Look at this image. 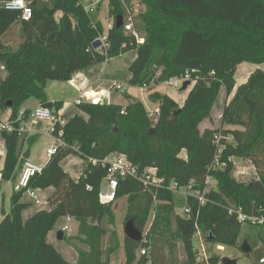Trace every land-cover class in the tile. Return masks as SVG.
Masks as SVG:
<instances>
[{"label":"trees","instance_id":"obj_1","mask_svg":"<svg viewBox=\"0 0 264 264\" xmlns=\"http://www.w3.org/2000/svg\"><path fill=\"white\" fill-rule=\"evenodd\" d=\"M85 2H34L29 21L22 20L19 12L0 8V67L6 72L0 76V108L11 112L9 122L16 129H2L0 134L6 151L2 184L11 182L13 187L9 208L3 204L0 210V264H71L49 242L58 221L68 217L79 224V237L88 247L78 252L77 264H109L103 258L115 250L102 249L107 232L94 224L108 219L114 225L112 208L122 199L127 202L125 223L132 221L143 238L141 242L125 238V264H149L158 244L168 236L183 243L191 264H197L199 231L211 246H236L244 224L230 210L264 217V196L255 187L257 181L237 180L236 166L229 162L230 158L251 162L258 169L264 164V70L257 69L239 86L235 79L241 64H264V0H109L114 27L107 46L98 48L94 44L105 28L97 17L99 8L88 14ZM135 2L139 11L134 28L145 40L142 45H137L124 24L116 25V19L125 18L126 8ZM16 24L19 40L12 50L3 39ZM134 50L138 56L131 67L132 87L159 86L189 73L193 87L188 97L179 104L169 94L150 93L149 102L160 110L157 118L140 100L126 107L79 106L82 115L69 119L63 128L68 148L51 157L43 174L31 183L33 189L49 192L48 207L25 218L29 203L14 185L26 161L19 140L30 146L38 140L20 137L17 131L30 119L28 104H47L50 82L68 83L76 74ZM63 108V102H56L52 111L58 115ZM218 110L220 128L197 133L196 125L204 120L216 125ZM178 134L189 136L190 145L177 142ZM183 150L186 159L181 157ZM114 154L125 155L140 173L155 168L166 185L175 182L187 189L185 205L191 216L176 213L174 192L149 189L129 177L118 179L116 201L102 204L107 168L90 160L102 161ZM72 155L87 162L76 180L62 165ZM208 177L214 185L201 204L191 193L203 192ZM260 181L264 184V177ZM5 196L4 192L3 202ZM249 225L261 229L264 243V225ZM155 240L157 245L150 252ZM141 248L149 253L138 259ZM209 252L208 264H220L223 257L211 248ZM262 260L264 252L259 264Z\"/></svg>","mask_w":264,"mask_h":264},{"label":"rangeland","instance_id":"obj_2","mask_svg":"<svg viewBox=\"0 0 264 264\" xmlns=\"http://www.w3.org/2000/svg\"><path fill=\"white\" fill-rule=\"evenodd\" d=\"M87 1V0H85ZM139 10V5L137 2L133 3L131 7L126 8V14L128 16H132L134 18L137 17V11ZM97 17L101 22L104 24V28L106 30L108 20H110L109 16V0H103L99 10ZM19 33H20V26L19 24H16L13 26V28L9 31V33L6 35V37L3 39L4 44L14 50L16 48V44L19 40ZM137 51H130L124 55H121L120 57L114 58L110 60V65L107 68H109L105 74L104 80V87L106 88V92L109 93L111 101H118L121 103H127L128 102V95H135L138 97L140 101H142L149 112H152L155 108L152 107V104L149 102L148 96L149 93H151L156 87H150L146 91H143L139 89L138 87H132L129 83L130 77H131V67L133 63L137 59ZM104 64V63H102ZM102 64H98L101 68V66H104ZM97 66V65H96ZM104 68V67H103ZM257 69L264 70V64L263 65H254L249 63H243L241 64L235 74V79L237 86L247 81L249 76L255 72ZM6 75V72L2 67H0V76L4 77ZM64 82L60 81H54L49 83V92L50 94L57 93L60 88L63 86ZM114 84H120L123 86V91H116L113 89ZM161 85V86H160ZM158 88H156L159 92L167 93L170 96L174 97L179 104H182L180 101V98L186 99L188 97V94L193 87L192 85L186 90V91H180L175 89H170L165 83L160 84ZM71 91H68L67 99L70 102H74L77 97H75ZM108 102V100H107ZM109 103V102H108ZM78 108V106H77ZM153 108V109H152ZM220 110H218L215 113V120H217V116L219 115ZM9 116L7 112H3L0 108V134L2 130V124L3 122H6L8 120ZM63 118V117H62ZM63 120L67 121V116H64ZM196 122L195 120L192 122ZM216 125L211 126L210 122L208 120L202 121L198 125H196V132L200 133L202 130L206 129H217L220 128L221 122L215 121ZM39 128V127H38ZM186 126L180 129L179 133L183 132L182 130L185 129ZM35 129L38 130L35 126ZM42 127L39 128L41 130ZM191 130V134L194 133L193 128H189ZM204 130V131H205ZM44 132V131H43ZM41 132V136H38V140L32 145H29V142L26 141L23 142V139L19 140V147L21 148L24 145L25 150L31 149V161L36 162L40 165H45L49 159L46 156V153L48 149L52 145V138L49 135L44 134ZM176 141L181 143L184 146L190 145L189 136H183L182 134H178ZM0 145H1V135H0ZM5 154L6 151L2 147L0 148V174L4 169V163H5ZM182 158H187L186 151L183 150L181 153ZM240 170L246 172V175L244 177H238L236 176V179L239 181H260L261 177H264V164L261 168H255L251 162H238ZM63 167L72 178L75 180L78 179L85 168L87 167L86 160L82 159L80 156L72 155L68 157L63 162ZM3 190H6V196H5V202H3V193L0 195V210L3 204L7 208H9L10 205V198L13 192L12 183H3ZM2 191V190H1ZM0 191V192H1ZM49 193V192H48ZM47 193V194H48ZM40 196L43 197L45 194L40 193ZM175 198V205H176V213L182 214L185 210V202H186V195L183 191L176 192L174 194ZM46 206L45 208H47ZM44 208V209H45ZM39 209H42V207ZM37 210V209H36ZM112 211L115 214V221L114 225L109 223L108 219H105L104 221L96 220L95 226L101 227L106 230L107 234L102 238V249L105 252H108L111 249H114L115 252L110 253L108 256L105 255L103 260L109 264H125L126 257H125V251H124V245H125V219H126V212H127V202L126 199H122L118 201L116 204L113 205ZM153 220V216L150 219V222ZM150 224V223H149ZM69 226V231L67 233H64V239L62 241L58 240V233L64 228L65 226ZM78 227L79 224L76 221H72L68 223L67 218H61L54 230L49 234V242L52 244L65 258L67 261H69L71 264H77L78 260V252L79 251H88V247L86 244L80 239L78 234ZM149 228V227H148ZM146 232L149 233V229L146 230ZM204 238V237H203ZM204 241L205 238H204ZM244 242H248V244L251 247V252L246 254L242 251L241 247ZM151 249L150 252H152V248L155 247V243L157 245L156 240L154 242L151 241ZM208 248L212 249V252H216V254H220L223 258H230L232 260H238L239 264H259V257L264 252V243L261 237V229L256 226H252L249 224H244L242 227L241 235L239 238V241L236 246L234 247H225V250H219L216 246H211L207 243ZM154 246V247H153ZM159 249L157 250V253L153 256V259L149 264H191L188 260V257L185 252V248L182 242L173 240L168 236V238H164L162 242L158 244ZM214 250V251H213ZM140 251L137 252V258H141ZM197 264H203V263H197Z\"/></svg>","mask_w":264,"mask_h":264},{"label":"built area","instance_id":"obj_3","mask_svg":"<svg viewBox=\"0 0 264 264\" xmlns=\"http://www.w3.org/2000/svg\"><path fill=\"white\" fill-rule=\"evenodd\" d=\"M50 1L51 0H0V8H4L8 11L19 12L21 14L22 20L29 21L32 18L34 2H41L47 4ZM102 1L103 0H87L83 4V7L88 14H95L98 8L100 7ZM134 21H135L134 17L132 16L127 17L126 15V17L124 18L125 31L131 34L136 39L137 45H142L144 44L145 40L135 30ZM113 27H114V21L111 19L108 20L105 33L100 39L102 44H104L105 46H107L106 41L108 39V33L113 29ZM159 75L160 72H158L157 77ZM187 82H190L189 73L185 74L182 77L173 78L165 82V85H167L170 89L179 90ZM71 84L74 85V80L71 81ZM151 86L144 85L143 87H138V88H140L143 91H146ZM113 89H115L116 91H123L124 88L120 84H114ZM78 91H79V96L75 101V105L78 107L84 104L103 105L104 103H108L107 102V99L109 98V96H107L108 92H97V91L84 90V89H79ZM149 113L152 118H157L160 114V110L159 108L156 107L152 112ZM36 123H43L45 125L44 134L49 135L52 138V145L46 153L48 159L58 154L61 150L68 148L67 143L63 139L64 137L63 128L67 122L63 120L62 116L54 114L52 110H48L40 106L32 110L29 121L26 122L17 130L19 136L24 137L30 133H33ZM58 127L60 128L58 129ZM2 129L8 132H13L16 130L14 129L13 125L9 122V120L3 122ZM77 150L78 149H76V151ZM221 153H222V149H220L219 155ZM90 161L94 166L101 164L103 167L107 168L108 176L105 180V185L103 188V190L106 189L107 192L105 196H102L101 194L100 198L102 204H111L116 201L118 179L127 178V177L139 181L146 188L149 189L151 188H155L158 190L167 189L174 193L183 191L186 196L188 194L187 193L188 190L179 187L178 183L171 182L169 185H166L165 180L158 177L157 169L155 168H150L144 171L143 173H140L139 169L125 155H118V154L108 155L102 161H98L94 159H91ZM229 162H233L236 166L235 175H237L238 177H244L246 175V172L240 170L241 168H238L239 164L235 159L230 158ZM46 164L39 165L29 160H26L21 170V173L16 181V184L14 185L15 192L18 193L22 192L23 198L30 199L33 202V204H35L40 208L42 207V209L48 206L47 200L45 197L40 196L41 192L39 190L33 189L31 187V183L36 176L43 174ZM213 185H214L213 180L208 177L205 181L204 191L203 192L194 191L191 194L194 198L198 199L201 202V204H205L206 203L205 194L209 192V190L212 188ZM88 189H90V187H88ZM230 214L236 215L238 217L239 222L242 224L264 225V217L247 216L243 214L241 210H234V209L230 210ZM182 215L184 218H189L191 216V209L189 207H185V210L183 211ZM67 221L68 223H70L73 221V218L68 217ZM69 230H70L69 226L66 225L64 228H62L61 231L67 233ZM147 234L148 232L145 233V235ZM147 243H148L147 239H144V244ZM216 247L219 250L222 251L225 250V248L222 246H216ZM197 249H198L197 263L208 264L210 258V252L208 245L206 241H204V238L200 231L197 234ZM140 253L142 256H145L149 252L147 248H141ZM260 263L263 264L264 260H262ZM220 264H222V261L220 262Z\"/></svg>","mask_w":264,"mask_h":264},{"label":"crops","instance_id":"obj_4","mask_svg":"<svg viewBox=\"0 0 264 264\" xmlns=\"http://www.w3.org/2000/svg\"><path fill=\"white\" fill-rule=\"evenodd\" d=\"M107 64L110 65V60H108L104 64H102L104 66H101V68L98 67L99 65H97V66L95 65V66H93V67H91V68H89V69H87L85 71H82V72L76 74L75 77L72 79V81L74 80V85L71 84V81L68 82V83H63V86L54 95L50 94V92H49V84H48L47 92H48V96H49V102H52L53 104H55L56 102H63V104H64L63 110L60 111L58 115L62 116L63 118H64V116H67V121L69 119H71L72 117H74L75 115H82V112L80 111L79 107L77 108V106L75 105V101L76 100L74 102L73 101L72 102L68 101V99H67L68 91H71L73 93V95L76 94L75 97L79 96V91H78L79 89L92 90V91H97V92H106V90H105L106 88L104 87V83L103 82H104V80H107V79H105V74H106L107 70L109 69V68H107L108 66H106ZM131 78H132V75L130 77V81H131ZM130 81H129V83H130ZM246 82L247 81H245L242 84H245ZM242 84H240V85H242ZM151 87H154V85L151 86ZM158 87L159 86L154 87L155 89L152 92H159L156 89ZM160 93H162V92H160ZM164 94H167V93H164ZM149 95H150V93H149ZM233 95L234 94L232 93V95L228 99V102L232 99ZM107 96H109V98H110L109 93H107ZM109 98L107 99L109 103L116 104V105L123 106V107L128 106L130 103H133L135 100H139L138 97H136L135 95H128V102L124 104V103H121V102H118V101H112V100L110 101ZM180 101L183 104L185 99L180 98ZM40 106L41 105L37 101H33V102L28 104V108H30L31 110H34V109H36V108H38ZM152 107L156 108V106H154V105H152ZM7 113H8V116L10 118L11 112L8 111ZM9 118H8V120H9ZM204 121H206V120H204ZM216 121H218V122L220 121L221 122V113H219V115L217 116V120ZM35 126H36V128L38 130L34 129V132L28 134L26 136V138L41 136V132H43L45 130V125L43 123H36ZM38 127L39 128L42 127V129L39 130ZM226 128H228V127H226ZM204 130H202L200 133L202 134L204 132ZM2 147L4 148V144H3V141L1 139L0 148H2ZM20 151H21V154L23 155V157L27 154L28 151H30L29 161H31V158H32L31 149L25 150L24 145H23L20 148ZM33 163L38 164L36 162H33ZM66 172H68V171H66ZM0 190H2L0 192V195L2 193H4V192L6 193V190H3V184H2L1 175H0ZM41 193L45 194V196H43L45 198L48 195L47 194L48 192H41ZM26 200L29 203V208L25 212V218H29V217H31L34 213H36L40 209H39L38 206L33 204V202L30 199L26 198ZM73 221H75V220H73Z\"/></svg>","mask_w":264,"mask_h":264},{"label":"water","instance_id":"obj_5","mask_svg":"<svg viewBox=\"0 0 264 264\" xmlns=\"http://www.w3.org/2000/svg\"><path fill=\"white\" fill-rule=\"evenodd\" d=\"M124 24V18L118 17L116 19V25L118 28L122 27ZM102 45V42L100 40L96 41L94 44L95 48H98ZM190 86V82H187L183 86V91H186ZM43 108L48 110H53L54 104L52 102H48L47 104L42 105ZM30 158V151L27 152V154L24 156V159L29 160ZM1 159V158H0ZM255 187L260 190L262 195L264 196V184L261 181H257L255 183ZM107 190L104 189L102 191V196L106 195ZM97 226V224H96ZM125 236L135 242H141L142 241V233L135 227L134 223L132 221L127 222L124 230ZM64 239V232L60 231L58 234V240L62 241ZM242 251L244 253H250L251 247L248 244V242H244L241 247ZM222 264H239L238 260H232L230 258H222Z\"/></svg>","mask_w":264,"mask_h":264}]
</instances>
